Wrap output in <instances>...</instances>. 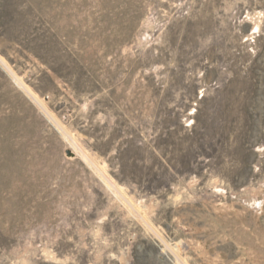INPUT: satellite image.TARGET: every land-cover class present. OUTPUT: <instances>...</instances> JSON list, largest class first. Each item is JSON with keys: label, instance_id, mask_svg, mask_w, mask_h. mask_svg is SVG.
I'll return each instance as SVG.
<instances>
[{"label": "rangeland", "instance_id": "obj_1", "mask_svg": "<svg viewBox=\"0 0 264 264\" xmlns=\"http://www.w3.org/2000/svg\"><path fill=\"white\" fill-rule=\"evenodd\" d=\"M0 264H264V0H0Z\"/></svg>", "mask_w": 264, "mask_h": 264}]
</instances>
